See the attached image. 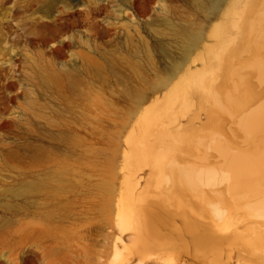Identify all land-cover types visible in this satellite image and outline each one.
Listing matches in <instances>:
<instances>
[{"label":"rangeland","instance_id":"rangeland-1","mask_svg":"<svg viewBox=\"0 0 264 264\" xmlns=\"http://www.w3.org/2000/svg\"><path fill=\"white\" fill-rule=\"evenodd\" d=\"M259 4L0 0V264H264L256 198L231 193L196 214L177 180L212 164L213 135L251 147L235 120L264 62L243 17ZM34 10L65 26L56 42H30ZM213 47L225 54L206 79ZM189 224L218 241L198 246Z\"/></svg>","mask_w":264,"mask_h":264},{"label":"bare ground","instance_id":"bare-ground-1","mask_svg":"<svg viewBox=\"0 0 264 264\" xmlns=\"http://www.w3.org/2000/svg\"><path fill=\"white\" fill-rule=\"evenodd\" d=\"M37 11L34 10V14L29 19L34 28L33 38L30 39V42L33 44L56 42L57 37L66 30L65 26L52 27V24L42 22V14H38ZM243 17L247 21L248 27L245 32L246 38L256 36L264 39V0H260L258 6H247ZM216 35H222V28L216 31ZM200 38V32L188 34L185 59L197 48ZM59 49L60 46L56 50L50 51V54H57ZM224 54L225 50L220 47L210 49L211 59L203 71L205 78L211 77L217 66H220ZM44 55L45 53L42 55L41 52L40 58L43 57L46 61ZM49 63L51 62L49 61ZM254 79L255 85L261 87L259 91L262 92L261 98L257 97V93L253 89L255 85L252 80ZM199 81L203 85L202 89L211 94L210 81ZM243 82L244 87L249 90L245 97L251 98V103H249L246 112L236 118L235 128L242 141H251L249 150L247 152L237 151L231 147L228 141L213 135L205 144L206 155L212 164L206 168L181 171L177 177L183 190L195 198V204L190 208L196 214H202L209 201L220 199L222 204L226 203V199L223 197H229L231 193L256 198L255 211L264 213V62L256 66L249 75L247 74ZM192 85V82L187 83V87ZM215 109L217 112L223 111V108L220 109L217 105ZM189 228L195 232L196 244L202 248L218 241L216 235L207 239L199 234L196 235V229L192 225L189 224Z\"/></svg>","mask_w":264,"mask_h":264}]
</instances>
